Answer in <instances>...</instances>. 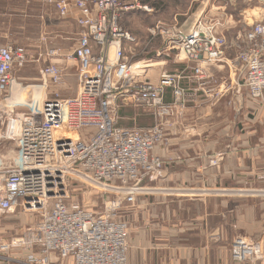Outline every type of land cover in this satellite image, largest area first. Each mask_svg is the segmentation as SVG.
Masks as SVG:
<instances>
[{
  "label": "built area",
  "instance_id": "obj_1",
  "mask_svg": "<svg viewBox=\"0 0 264 264\" xmlns=\"http://www.w3.org/2000/svg\"><path fill=\"white\" fill-rule=\"evenodd\" d=\"M46 1L59 17L66 16L72 4L80 14L78 24L84 31L73 53L66 57L77 63L78 91L71 98L55 95L45 101L22 103L25 110L21 112L6 107L14 70L24 67L26 50L22 44L0 46V128H4L0 146L8 139L16 145L12 160L5 159L0 147V215L17 210L38 214L37 222L25 233L0 243V263L128 264L127 224L117 218V211L120 204L132 205L141 194L183 193L177 188L149 189L145 181L161 168V160L153 152L164 141V128L180 119L186 103L200 89L190 96L180 75L162 74L157 83L144 77L146 66L136 65L134 56L124 52L122 42L134 43L135 38L120 26L122 15L133 8L123 0ZM212 22L198 18L189 31L157 24L150 32L167 48L198 64L191 71L199 87L215 84L214 78L201 83V65L219 63L227 45L223 32L217 29L218 21ZM236 61L242 66L249 98L261 103L264 13L243 32ZM40 74L54 84L63 76L53 64L44 66ZM168 88L173 100L166 103ZM119 105L146 107L153 125L138 129L118 126ZM10 123L17 126L11 135ZM263 180L264 174L259 177ZM72 181L96 190L98 196L114 194L115 198L106 201L103 210L93 211L88 200L71 196ZM190 192L187 194L198 193ZM216 192L264 198V188L256 186ZM230 258L236 263L264 264V236L249 240L235 237Z\"/></svg>",
  "mask_w": 264,
  "mask_h": 264
},
{
  "label": "crops",
  "instance_id": "obj_2",
  "mask_svg": "<svg viewBox=\"0 0 264 264\" xmlns=\"http://www.w3.org/2000/svg\"><path fill=\"white\" fill-rule=\"evenodd\" d=\"M200 14H187L180 19L183 20L180 27L187 31L188 20L194 21ZM228 18L218 30L224 31L225 38L229 31L232 33L231 40L226 38L222 60L211 66L200 64L206 77L201 83L214 78L215 84L199 87L191 71L198 64L165 46L154 47L150 53L133 60L138 66H146L144 77L150 82H157L162 74H173L182 77L181 85L190 96L193 90L200 89L186 103L182 118L172 120L164 128V141L153 152L161 160V169L151 174V181L146 184L156 182L163 189L180 186L207 189L198 191L191 201L172 200L163 206H145L143 227L131 239L129 264H243L230 258V246L236 235L248 240L264 236V200L224 199L216 192L224 182L264 186V180L259 181L264 174V95L261 103L252 101L247 90L237 83L244 79L236 55L247 23L244 17L241 21ZM261 18L262 15L254 16V22ZM79 19L73 4L66 16L59 17L46 0H0V46L12 44V36L17 32L26 50L24 67L14 70L6 107L13 106L21 112L25 110L22 103L45 101L54 93L62 98L77 94V72L75 82H71L65 70L69 67L66 57L73 53L77 38L84 31ZM122 44L131 49L129 43ZM94 51L97 52L95 46ZM52 64L64 73L56 86L40 74L44 66ZM172 100V90L168 88L164 101ZM119 113L120 127L148 128L154 122L151 115L136 108L125 107ZM3 133L4 128H0V134ZM0 147L5 159L14 158L13 139L3 140Z\"/></svg>",
  "mask_w": 264,
  "mask_h": 264
},
{
  "label": "rangeland",
  "instance_id": "obj_3",
  "mask_svg": "<svg viewBox=\"0 0 264 264\" xmlns=\"http://www.w3.org/2000/svg\"><path fill=\"white\" fill-rule=\"evenodd\" d=\"M123 2L129 6H133L132 9L128 10L126 13L122 15V18L120 20L121 28L124 31L126 30L133 38H135V42L132 45H130V43L128 44L129 46H131V49H125V47L123 46L126 55H130V57L134 56L132 60H134L136 57H141L146 53H150L151 49H153L154 47H157L156 49L164 46L167 47L165 44L164 45L162 44L163 42L160 37L156 35L155 37H151L150 32L157 24H162L164 26L177 25L180 27V25L183 23V20L180 19L184 18V16H186L187 14L191 15L197 12V13H201L198 16V18H201L203 22L213 21L212 23H216V21H218L219 26L220 25L221 26L220 27L218 26L217 29L224 27V25L226 24V20H230V18H228L229 16H231L232 19H235L237 21H241L242 18L244 17L247 25H244L243 27L246 30L249 26H252L255 22H258V21L254 22V16L257 17L261 15L263 16L264 13L262 8L264 2L260 4L261 0H123ZM254 7H259V9L258 8L253 9ZM193 19L190 21L188 20V22L186 23V25L188 26L186 29L187 31L191 29L190 26L193 27L195 21L197 20L196 19L193 21ZM185 28L186 27H184V29ZM12 37H14L13 38L14 42H12V44L15 45L22 44L18 39L19 34L17 32ZM137 38L140 41H138ZM151 38L152 39L157 38V39L155 41L149 42ZM226 38H228L227 40L232 39V33H230V31L228 32V34H226ZM22 45L24 46V44ZM66 61L69 62L67 63L69 64V67H67L65 70L66 71L65 73L67 74L66 77L67 79H69L68 81L75 82L76 79L75 75L77 72L76 71L77 69L74 68V66L76 65L75 61L73 60H66ZM69 68L72 69L69 71ZM163 70L165 71L166 67ZM203 80H206L204 74H203ZM240 80L237 83L243 86V80L242 81ZM49 82L52 86H56L57 84L60 83L58 82L57 84H54L51 81ZM55 95L60 97L58 93H54L52 94V98ZM125 107H130L133 109L136 108L141 110L143 113H148L149 115H151V111L146 107L119 105V107L117 108V118L118 115L120 114L119 112ZM181 118L182 116L180 117V119ZM123 127L125 128V126ZM135 128L136 127L130 129H135ZM160 169L161 168H158L156 169V171L158 172L160 171ZM72 184L73 185H71L70 187L71 189L70 192L72 194L71 196H73L75 199L78 200L79 199L88 200L89 206H92V210L96 212L103 210V205L106 201H111L115 198L114 194H109V195L106 194L101 197L97 195L98 192L96 190L84 188L82 185H78L74 181H72ZM147 187L149 189H163L161 184L156 182H153L152 185L150 184L147 185ZM218 187H219L218 189L220 190L221 189L230 190V189H245L249 187V185L248 186H236L232 184L225 185L224 182ZM256 187L264 188V186L261 185ZM176 188L180 190L182 189L183 193L170 194V195L169 194L162 195L158 193L141 194L135 198L132 205L126 204L125 202L120 204L121 206L117 211V218H119L120 220L124 221L125 224H127L126 235L129 243V250L131 248V239L139 231V229L143 227L141 225V218H144L147 215V210L144 209L145 206L148 205H152L155 207L163 206V204H165L166 201H172V200L179 201L184 199L187 201H191L194 199V197H192L194 196V194L191 195L187 193H191L190 191H202L207 189L205 187L193 188L187 186H180ZM166 189H170V188L166 187ZM82 194H84V196ZM226 194L227 193L219 194L218 197L224 199L235 198V196H228ZM237 198H245V197H237ZM256 199L264 200V198H256ZM138 205L141 206L140 209H137ZM37 220H38L37 213L22 212L21 210L20 211L17 210L11 215H0V243L9 242L12 238L21 236L30 226L36 223ZM236 237H240V236L236 235ZM9 254L13 255L11 254V252H9ZM9 254H4V256L5 255L9 256ZM0 264H6V263L2 262ZM128 264H129V255H128Z\"/></svg>",
  "mask_w": 264,
  "mask_h": 264
},
{
  "label": "bare ground",
  "instance_id": "obj_4",
  "mask_svg": "<svg viewBox=\"0 0 264 264\" xmlns=\"http://www.w3.org/2000/svg\"><path fill=\"white\" fill-rule=\"evenodd\" d=\"M17 131V126L15 123H10L9 124V128H8V132H9V135L13 134V133H16Z\"/></svg>",
  "mask_w": 264,
  "mask_h": 264
}]
</instances>
